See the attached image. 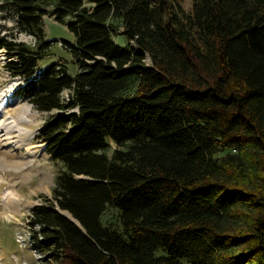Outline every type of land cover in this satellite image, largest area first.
Masks as SVG:
<instances>
[{
    "label": "trees",
    "instance_id": "trees-1",
    "mask_svg": "<svg viewBox=\"0 0 264 264\" xmlns=\"http://www.w3.org/2000/svg\"><path fill=\"white\" fill-rule=\"evenodd\" d=\"M8 1L36 43L44 16L73 18L63 47L79 70L60 61L28 82L55 112L37 133L62 167L29 216L39 250L55 264H264V0ZM1 48L28 80L39 53Z\"/></svg>",
    "mask_w": 264,
    "mask_h": 264
},
{
    "label": "rangeland",
    "instance_id": "rangeland-1",
    "mask_svg": "<svg viewBox=\"0 0 264 264\" xmlns=\"http://www.w3.org/2000/svg\"><path fill=\"white\" fill-rule=\"evenodd\" d=\"M180 4L189 12L193 1L180 0ZM84 7L92 9L94 3L84 0ZM64 19L58 22L52 16L43 17V42H50V46L38 52L43 42L36 43L33 36L22 32L18 27L17 11L8 0H0V40L21 44L39 53L30 55L34 56L35 62L33 73L26 80L24 74L13 73L9 65L10 62L18 63L19 58L5 48L0 49L4 59L0 63V264H55L50 255H45L32 241L33 234L28 226L32 208L42 203L44 196H52V188L62 171L61 164L53 161L47 145L38 139L37 133L55 112L40 110L32 104L28 82L34 77L37 80L42 78L43 70L60 61L71 74L79 70L73 53L63 47V41H75L74 33L67 27L73 18L68 16ZM116 41L123 45L126 40L118 36ZM23 110L28 112L24 114V117L28 115L26 123L20 122ZM21 126L27 129V134H22ZM29 129L32 132L29 133ZM8 191L13 193L14 198L6 208L2 200ZM6 212L14 214L19 221L4 217ZM102 221L107 225L120 226L115 209H108Z\"/></svg>",
    "mask_w": 264,
    "mask_h": 264
},
{
    "label": "bare ground",
    "instance_id": "bare-ground-1",
    "mask_svg": "<svg viewBox=\"0 0 264 264\" xmlns=\"http://www.w3.org/2000/svg\"><path fill=\"white\" fill-rule=\"evenodd\" d=\"M4 62V59L2 58V55H0V63L1 62ZM0 108H2V107H0ZM25 110V109H24ZM22 111L21 112V114H22V116H21V120H20V122L21 123H26V122H28L25 118L28 116H26V117H24V114H27L28 112L27 111ZM0 112H1V110H0ZM20 112V111H19ZM20 118V117H19ZM13 121V120H12ZM16 121V120H15ZM19 122V121H18ZM11 125V124H10ZM22 127V130H23V133L22 134H24V133H26L27 134V132L28 131H26L27 129L25 128V127H23V126H21ZM17 129V128H16ZM21 129V128H20ZM26 129V130H25ZM21 130V131H22ZM30 130V129H29ZM30 132H32L31 130L29 131V133ZM19 133V132H18ZM9 135V134H8ZM23 136H25V135H23ZM27 136V135H26ZM31 136V135H30ZM29 136V137H30ZM11 140V139H10ZM22 141V140H21ZM27 141V140H26ZM23 142V141H22ZM14 198V196H13V193L11 192V191H8L5 195H4V197H3V204H4V207H6L7 208V203L8 202H10L12 199ZM10 211V210H9ZM4 217H6L7 219H11V220H15V221H19V219H17V217L14 215V214H11V212H6L5 214H4Z\"/></svg>",
    "mask_w": 264,
    "mask_h": 264
}]
</instances>
